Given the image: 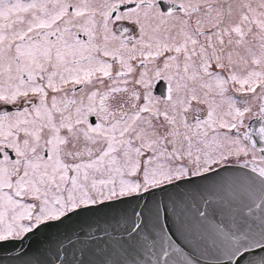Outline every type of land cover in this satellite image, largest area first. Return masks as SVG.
<instances>
[{"label": "snow or ice", "instance_id": "obj_1", "mask_svg": "<svg viewBox=\"0 0 264 264\" xmlns=\"http://www.w3.org/2000/svg\"><path fill=\"white\" fill-rule=\"evenodd\" d=\"M169 185L18 258L264 264V0H0V242Z\"/></svg>", "mask_w": 264, "mask_h": 264}, {"label": "water", "instance_id": "obj_2", "mask_svg": "<svg viewBox=\"0 0 264 264\" xmlns=\"http://www.w3.org/2000/svg\"><path fill=\"white\" fill-rule=\"evenodd\" d=\"M253 128L259 126L258 122L251 121ZM182 183V182H177ZM168 190L164 191L161 189L150 190V193H145L143 199L137 202L135 197L125 198L127 203L118 204L116 208H101L100 211L96 213H85L82 215H73L72 218L64 219L62 222H51L48 226H41L38 231H35L33 234H29L27 238L23 241V244L19 242H0V264H22V260L18 258L20 253H24L23 260H28L34 255L41 253L53 247L55 242L59 239H62L66 235H71L77 231H86L90 224L96 223L99 220H102L106 217L114 215L118 212H127L131 213L133 210H141L147 207H152L155 203L167 204L168 198L175 192L182 191L183 189H177L172 185L165 186ZM139 203V207H138ZM162 223H165V220L162 216ZM166 227L172 229L174 233V239L176 240V247L181 248V245L185 246V249H182L183 255L179 252H173L169 249V254L171 256H176L180 264L191 257L188 256V251H193V255L199 257V253L195 252L188 241H186L178 232L175 231V225L173 224V219L169 218L166 222ZM202 264H203V258Z\"/></svg>", "mask_w": 264, "mask_h": 264}]
</instances>
